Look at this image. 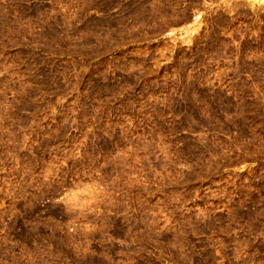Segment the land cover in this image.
I'll return each instance as SVG.
<instances>
[{"label": "rangeland", "instance_id": "374dc122", "mask_svg": "<svg viewBox=\"0 0 264 264\" xmlns=\"http://www.w3.org/2000/svg\"><path fill=\"white\" fill-rule=\"evenodd\" d=\"M0 264H264V0H0Z\"/></svg>", "mask_w": 264, "mask_h": 264}]
</instances>
